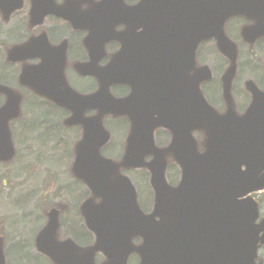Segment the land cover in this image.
<instances>
[{
	"label": "water",
	"instance_id": "water-1",
	"mask_svg": "<svg viewBox=\"0 0 264 264\" xmlns=\"http://www.w3.org/2000/svg\"><path fill=\"white\" fill-rule=\"evenodd\" d=\"M86 2L85 20L73 10H44L35 2L31 17L36 22L53 13L76 28L88 29V47L101 38L103 42L114 38L122 42L120 52L107 66H97L91 48V61L77 66L79 73L99 80V91L81 95L68 85L63 48L42 55L48 65L25 66L21 80L32 86L31 76L41 79L51 71L53 86L46 87L44 94L72 112L65 125L79 124L84 129L75 146L71 173L92 193L80 212L94 242L80 246L73 238L60 240L58 213L53 210L36 237L37 250L54 264H96L98 252L106 256L101 264H128L132 253L140 256V264H263L257 259L264 244V219L257 223L258 203L248 194L264 188V90L253 79L246 80L252 101L243 114L238 113L232 93L238 48L226 36L224 24L234 15L254 20L243 28L245 39L253 44L264 36V0H141L135 6H127L123 0ZM118 23L126 27L120 33L114 29ZM146 37L151 38V62L159 56V48L153 47L161 45L164 70L154 87L159 95L138 111L135 98L116 99L110 86L130 82L133 48ZM210 37L217 39L220 52L231 62L222 76L224 113L207 101L201 89L202 82L212 76L209 67L201 66L191 75L197 47ZM37 42L31 39L14 47L9 60L26 59ZM19 101L20 97L13 102L9 96L0 109V160L8 161L15 153L8 122L18 116ZM90 109H97L98 114L86 117ZM131 109L138 114L123 158L116 162L102 154L111 138L103 119L109 114L128 115ZM158 126L172 133L170 144L163 148L156 146L152 134ZM194 131L204 135L203 152H199ZM148 155L153 156L150 161ZM169 160L181 168L176 186L166 178ZM123 167L150 172L154 190L150 213L140 208L136 187L121 173ZM136 237L142 239L140 244L133 242Z\"/></svg>",
	"mask_w": 264,
	"mask_h": 264
},
{
	"label": "flooded vegetation",
	"instance_id": "flooded-vegetation-1",
	"mask_svg": "<svg viewBox=\"0 0 264 264\" xmlns=\"http://www.w3.org/2000/svg\"><path fill=\"white\" fill-rule=\"evenodd\" d=\"M140 0H124L125 4L129 6L136 5ZM36 5L40 9H48L49 7H59L66 12L73 10L79 17L86 18L84 10L89 7V2L86 0H0V109L8 102V94L4 91L5 88L13 90V102L16 101V96L21 98L20 101V115L12 117L9 120L10 133L12 135V142L15 153L13 157L6 161L0 160V168H6L11 164H15L20 159L21 145L24 144L28 148L35 149L30 143L33 138L36 140H54L59 144L62 140H66L63 145L53 147L56 149L70 150L74 159L75 143L83 134V127L80 125L64 124V121L71 116V112L59 106L49 97L44 94L46 87L53 86L52 72L44 73L39 79L37 76H31L32 86L25 84L21 81V73L23 65L38 66L43 63L42 55H48L53 49L64 48L66 50V62L64 68V75L69 85L77 92L83 95H90L98 91L99 82L97 78L92 75H81L76 67L81 63H88L91 59L90 48L98 58V65L100 67L107 66L113 57L121 50L122 42L118 39H110L104 42L95 40L93 46L87 47L86 39L89 35V30L86 28H76L73 24L55 14H47L42 20L33 22L31 20L32 6ZM94 4L102 2V0H91ZM253 22L246 16L235 15L230 17L225 23V32L227 36L236 42L239 48L238 60V77L240 76L241 59L244 56L245 49L248 55L257 57L258 54H264V37L257 38L253 46H251L243 36V28ZM117 32H122L125 29L123 23H118L114 26ZM139 29L138 31H141ZM31 39H38V42L29 52V56L23 61H10L8 59V52L14 46H21ZM153 41L157 37L152 38ZM151 38H143L142 44L131 45L133 52L131 54L132 63L130 67L131 77L130 82L127 84H114L111 86V93L115 98L133 97L138 101L137 110L144 106L148 101L150 103L159 95L155 89L158 84V78L163 74L164 65L163 59L160 58L162 53L161 45L154 46V49L159 48V56L153 57L154 61L151 62ZM62 52V49H61ZM156 53V51H155ZM46 57V56H45ZM216 57V68L211 59ZM43 64L48 65L44 62ZM206 64L212 71V77L202 84L204 94L208 100L220 111L226 110V103L222 96V81L221 76L229 65V60L223 56L217 47V40L214 37L203 40L196 51V66L191 75L197 72L199 66ZM130 65V62H129ZM218 74L217 70H222ZM166 79V78H165ZM164 79V80H165ZM163 80V81H164ZM238 79L236 80L237 83ZM235 83V84H236ZM156 84V85H155ZM34 85V86H33ZM161 86V83L159 84ZM155 87V88H154ZM166 87V86H165ZM245 92V90H244ZM248 97V102L244 104V108L238 109L243 112L250 103V96L245 92ZM215 98L221 101L222 106L217 105ZM40 111V116L37 115ZM96 110H88L86 117H92L96 114ZM157 115H155L156 117ZM134 114L132 116L112 117L105 118V126L111 132L112 137L107 145L103 148V153L110 156L116 147L115 135L120 132L123 141L120 145V155L122 156L125 150V137L130 133L132 126H134ZM115 124V125H114ZM65 133L66 135H62ZM153 134L158 146H165L171 139V132L164 127L154 128ZM197 138L200 136L198 132L195 133ZM73 140V143H72ZM69 161V160H67ZM173 165V164H172ZM170 165V167H173ZM169 167V168H170ZM1 171V170H0ZM70 172V167H69ZM71 175V173H70ZM9 177H4L0 173V264H53L46 256L41 254L36 248L37 234L43 229L49 220V213L55 210L58 213L59 229L58 235L60 239L73 237L76 241L84 242L75 238V234L79 239L86 237V227L84 225L82 216L80 214V204L86 199L88 190L86 186L79 180L73 177V182L59 181L62 185L63 192L71 195V201L67 202L64 196L59 197V201L54 202L49 200L46 195L41 199H37L36 204H40L42 213L34 215L36 218L33 220L34 225L39 223L40 229H37L35 237L33 236L32 242L15 241L8 242L7 234L5 231V208L1 202L3 198V188L9 185ZM84 190L83 192L81 191ZM59 190V189H57ZM49 193V192H47ZM59 195V193H58ZM22 197V196H21ZM18 197L14 202H11V209L23 208L19 201L22 199ZM5 198V197H4ZM257 199V198H256ZM25 200V199H24ZM259 201L261 216L262 204ZM17 203V204H16ZM70 205V206H69ZM46 219L43 225V219ZM80 236V237H79ZM22 243L20 247L18 244ZM86 244V243H85ZM31 250L33 252H31ZM4 261V263H3ZM104 261L103 254L99 253L96 256V262L99 264ZM132 264H139V256L134 254L130 257Z\"/></svg>",
	"mask_w": 264,
	"mask_h": 264
},
{
	"label": "rangeland",
	"instance_id": "rangeland-1",
	"mask_svg": "<svg viewBox=\"0 0 264 264\" xmlns=\"http://www.w3.org/2000/svg\"><path fill=\"white\" fill-rule=\"evenodd\" d=\"M216 57L211 59V63H213L214 67L216 62ZM264 60V54H258L257 57H253L252 55H248L247 49H245L244 56L241 59L240 66V76L238 78L237 83L234 87V94L236 97V101L240 108L242 107L246 101L248 102V97L245 95L244 88L242 82L248 78L253 77L257 79L259 78L263 81L261 84L264 86V78H263V70L259 64ZM222 70H217L218 74H221ZM261 74L258 78L257 75ZM215 102L217 105L222 106L221 101L215 98ZM245 104V106H246ZM40 111H38L37 115L40 116ZM115 125V124H114ZM62 135H66L62 133ZM122 134L119 132L118 135H115L114 143L117 144L114 152H118L120 149V145L123 141L121 137ZM121 138V139H120ZM66 140H62L59 144L54 140H48L40 142L33 138V141L30 143L35 149L30 148L27 150V146L21 145V155L19 161L15 164H11L6 168H0V173L4 175V177H9L10 182L9 185L3 188V198L1 199L2 204L4 205L5 211V231L7 234L8 242H17V241H26L27 243H31L34 233L37 231L39 223L34 225L33 220L36 218L34 215L42 213V208L40 204L37 203V199H41L43 195L47 194L49 200H53L54 202L59 201V197L64 196L67 202L71 201V195L66 194V192L62 191V188L59 187L62 183H58L59 181L73 182L72 176L69 172V167L72 162L67 164V160L71 159V151L65 150V153L62 150L56 149L53 151V147L57 145L61 146L64 144ZM120 145H119V144ZM120 152L115 156H118ZM179 169L177 167H170L168 170V179L172 183H176L179 179ZM133 181L136 183L139 189V196L142 202V208L146 211L150 210L152 207V196L150 194V187L147 184L148 179L145 180L143 176L137 175L135 179V172L130 173ZM147 177V176H146ZM145 181V182H144ZM59 189V190H57ZM83 192L84 190L81 189ZM49 192V193H47ZM59 193V195H58ZM257 199H260L262 207V215L264 216V190L254 193ZM22 196V197H21ZM5 197V198H4ZM18 197L22 199L18 203L23 208L11 209V202H14ZM25 199V200H24ZM17 204V203H16ZM70 206V205H69ZM43 225L46 222V219L43 220ZM37 233V232H36ZM35 233V234H36ZM22 243L18 244L20 247ZM31 252H33L31 250ZM260 255L264 258V247L260 251ZM132 264V261H130Z\"/></svg>",
	"mask_w": 264,
	"mask_h": 264
},
{
	"label": "trees",
	"instance_id": "trees-1",
	"mask_svg": "<svg viewBox=\"0 0 264 264\" xmlns=\"http://www.w3.org/2000/svg\"><path fill=\"white\" fill-rule=\"evenodd\" d=\"M74 236H75L76 239L84 241V242H88L89 239H91V235L88 232H86V237L85 238H82V237L79 236L81 238V239H79L76 234Z\"/></svg>",
	"mask_w": 264,
	"mask_h": 264
}]
</instances>
